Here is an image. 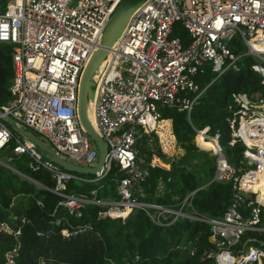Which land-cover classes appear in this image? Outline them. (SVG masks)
I'll use <instances>...</instances> for the list:
<instances>
[{
	"label": "built area",
	"instance_id": "1",
	"mask_svg": "<svg viewBox=\"0 0 264 264\" xmlns=\"http://www.w3.org/2000/svg\"><path fill=\"white\" fill-rule=\"evenodd\" d=\"M118 1L6 0L0 9V42L12 46V76L10 98L0 106V149L12 139L7 160L26 154L30 166L48 170L54 180L51 190L70 212L78 214L90 202L106 205L104 213L111 218L140 210L156 224L166 225L178 217L203 221L213 245L206 254L214 264H264V90L230 94L233 105L225 120L231 142L243 144L238 166L226 159L216 133L209 135L207 126L194 128L193 143L213 155L211 180L230 183L228 204L219 215L190 206L193 190L168 203L143 199L141 182L147 165L155 161L145 164L136 145L143 134L151 136L159 107L184 110L189 118L199 94L227 68H234L240 54L255 59L251 68L264 84V0H144L131 12L107 47L100 68L94 70L93 126L107 146L97 175L62 168L29 139L15 135L2 117L6 114L21 128L38 133L31 131L64 160L93 165L97 148L77 117L78 81ZM175 24L187 38L172 35ZM228 40L239 41L243 49L233 52ZM205 68L214 76L200 85L195 74ZM196 136L212 140L211 148L200 146ZM0 164L12 168L5 160L0 159ZM112 164L123 172L115 179L117 199L62 190L66 180H96ZM5 256L8 260L9 252Z\"/></svg>",
	"mask_w": 264,
	"mask_h": 264
},
{
	"label": "trees",
	"instance_id": "2",
	"mask_svg": "<svg viewBox=\"0 0 264 264\" xmlns=\"http://www.w3.org/2000/svg\"><path fill=\"white\" fill-rule=\"evenodd\" d=\"M5 2L0 0V9ZM174 27L172 35L180 28L178 24ZM181 30L179 35L187 38ZM227 44L233 52L244 47L236 40ZM11 49V44L0 43V106L10 98ZM254 61L251 55L240 54L234 68H227L199 94L189 118L184 110L159 107V129L153 133L158 151L153 156L155 164L147 165V175L141 182L143 199L168 203L193 190L188 199L195 210L210 216L223 212L230 183L211 180L213 155L193 143L194 128L207 126L209 135L216 133L226 159L234 166L240 164L243 144L240 140L231 142L225 116L233 105L231 92H263L260 74L251 68ZM213 76L214 72L205 68L195 74V79L203 85ZM141 139L136 145L146 164L152 152H143V145H138ZM196 140L203 148H211L209 141L199 136ZM13 144L11 139L0 150L11 152ZM29 162L28 155L19 154L6 160L13 169L0 164V264H214L212 256L206 254L213 246L206 222L178 217L166 225L156 224L140 210L111 218L104 213L106 205L90 202L84 203L78 214L70 212L58 203L62 197L51 190L54 180L49 171ZM193 162L207 163L209 168L193 172L189 169ZM122 174L112 164L96 180H66L62 190L95 199H117L115 179ZM158 180L164 185L163 195L154 193ZM5 252H9L8 260Z\"/></svg>",
	"mask_w": 264,
	"mask_h": 264
},
{
	"label": "water",
	"instance_id": "3",
	"mask_svg": "<svg viewBox=\"0 0 264 264\" xmlns=\"http://www.w3.org/2000/svg\"><path fill=\"white\" fill-rule=\"evenodd\" d=\"M144 0H119L106 21L96 48L91 52L87 61L85 62L78 81L77 91V117L82 128L93 139L97 148L96 161L91 166H80L64 160L60 156L54 153L49 147L47 142L35 135L29 130H25L18 126L9 116L2 114V117L7 120L10 127L17 133L23 135L36 147L43 152L44 156L58 163L62 168L69 171L77 172L80 174L97 175L100 173L106 154V142L102 140L99 133L91 124L87 116L88 103L93 100V85L94 81L91 80V76L94 70L97 68L102 58L106 54L107 47H109L113 41L120 34L123 26L125 25L131 12ZM81 209V207L79 208Z\"/></svg>",
	"mask_w": 264,
	"mask_h": 264
},
{
	"label": "rangeland",
	"instance_id": "4",
	"mask_svg": "<svg viewBox=\"0 0 264 264\" xmlns=\"http://www.w3.org/2000/svg\"><path fill=\"white\" fill-rule=\"evenodd\" d=\"M182 28H176L175 29V33L179 35V33L182 31L181 30ZM0 43H3V42H0ZM91 80L94 81V73L93 75L91 76ZM88 111L91 110V106H89V103H88V107H87ZM169 123V122H168ZM26 129H29L30 131L34 132L35 134H37L39 136L38 133H36L35 131L31 130L30 128L28 127H25ZM12 129V128H11ZM12 132L17 135L18 137H21L19 135V133L15 132L13 129H12ZM142 141H139L140 143H138V145H143V152L145 153L147 150H150L152 152V155L150 157V160H153V156H154V152L156 151L157 147H156V140L154 138V135L152 137L151 136H148L146 134H143L142 137H141ZM91 143H93L92 140H90ZM194 142V141H193ZM197 147V146H196ZM198 148V147H197ZM199 149V148H198ZM204 150V149H203ZM211 153V152H210ZM11 154V152H9L6 148L3 149V150H0V159L2 160H7V156H9ZM141 155V154H140ZM143 158H144V155L142 154L141 155ZM97 157V156H96ZM96 161V159H95ZM154 161V160H153ZM194 165L192 166H189V169L192 170L193 172H201V171H207L208 168H209V165L207 163H204V162H193ZM163 166V165H162ZM166 167V166H164ZM154 193L156 195H163L164 194V185L163 183L161 182V180H158L156 185H155V188H154ZM131 211H137V210H131ZM130 212V211H129ZM128 212V213H129ZM127 213V214H128ZM126 214V215H127ZM7 254V253H6Z\"/></svg>",
	"mask_w": 264,
	"mask_h": 264
},
{
	"label": "bare ground",
	"instance_id": "5",
	"mask_svg": "<svg viewBox=\"0 0 264 264\" xmlns=\"http://www.w3.org/2000/svg\"><path fill=\"white\" fill-rule=\"evenodd\" d=\"M259 38H260V35L257 34V35L255 36V39H259ZM100 66H101V64H99V65L97 66V69L100 68ZM87 107H88V106H87ZM87 116H88V118H89L91 124L93 125V124H94V121H93V116H92V107H91V110H89V111H88V109H87ZM158 129H159V128H158V123L152 125V126L150 127V135H152V137H153V133H154L155 131H157ZM205 141H209V142H210V145L212 146V143H213L212 140H205ZM156 147H157L156 151H158L157 143H156ZM261 176H263V178H264V173L261 174ZM252 188H254V186H253ZM262 193H263V189H261V193H260V194H262Z\"/></svg>",
	"mask_w": 264,
	"mask_h": 264
}]
</instances>
